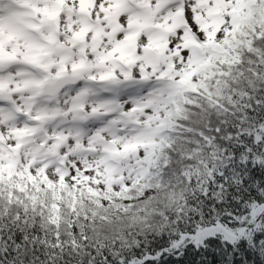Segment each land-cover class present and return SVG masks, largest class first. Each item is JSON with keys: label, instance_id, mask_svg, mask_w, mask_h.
<instances>
[{"label": "snow or ice", "instance_id": "1", "mask_svg": "<svg viewBox=\"0 0 264 264\" xmlns=\"http://www.w3.org/2000/svg\"><path fill=\"white\" fill-rule=\"evenodd\" d=\"M0 264H264V0H0Z\"/></svg>", "mask_w": 264, "mask_h": 264}]
</instances>
